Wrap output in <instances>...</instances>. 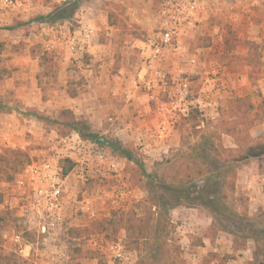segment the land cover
I'll list each match as a JSON object with an SVG mask.
<instances>
[{
  "label": "rangeland",
  "instance_id": "1",
  "mask_svg": "<svg viewBox=\"0 0 264 264\" xmlns=\"http://www.w3.org/2000/svg\"><path fill=\"white\" fill-rule=\"evenodd\" d=\"M68 1L69 0H39V5L43 4L46 6V12H42L44 8L40 7V11H37L35 15H29L28 19H25L26 17L24 19H15L14 17L11 23L0 21V68H5L8 72L2 80L0 94L3 98L4 110H7V108L11 109L9 112L4 111L0 112V114H11L14 116L15 120L21 124L24 120H27L29 122L26 121V124L30 127V130L27 132L29 136L17 132L15 133L17 138H7L9 141L14 140L16 142L15 146L10 145V142H7L6 138L3 139L4 130L1 129L0 154L6 149H13L26 152L30 156V160L41 157H52L59 162L61 158H65V156L73 153L71 152V150H73V139L75 138L73 133L60 136L57 127L53 125L50 120L41 121L35 116L27 114V111H25L28 107H35L44 114L55 116L59 109L70 105L69 101L72 97H70L67 92L68 88L75 89L78 92L77 95H79L89 88L86 78H92L96 74L95 70L89 71V69H92L94 66V55L90 53V49H83L74 53L67 48L65 43L66 38L79 30L82 22L87 21L81 18L80 15H77L81 4L87 0H79L81 3L71 18L55 21L59 23L68 22L66 23L67 25L62 28L59 40L54 46L50 49H46L44 46V41L49 38V29L47 25L43 23L44 21L41 17H46L52 12L56 5H64ZM147 1L151 12L155 15L160 0ZM101 5L103 7L107 5L108 10L112 8L113 19L116 20L117 23H122V26L124 25L127 27L124 20L116 15L118 8L115 5L109 4L104 0H101ZM0 11L3 12L4 10L0 8ZM91 25L94 26L96 30V25L93 23H91ZM8 30L15 32L8 35ZM99 42L100 40L96 32L92 39L91 46H93L94 43L99 44ZM256 44L261 45L262 43ZM223 55L220 58V62H225V56ZM41 56L47 58V61L43 65H41ZM28 59L29 63L40 66L39 70L32 73L30 78L31 80L35 79L37 85L42 89V99L46 104L44 108H39L34 105H25L16 97V88L7 87L5 85V80L8 79L14 70L9 68L6 62L10 60H12V62H14V60L21 62ZM259 61L261 63L260 70L254 71V69H252L253 66L248 64L246 59L243 60V63L250 65L251 71L249 73V78L256 84V89L249 93L254 103H258L264 96V57L259 59ZM46 65H52V71L49 75H43V70L46 68ZM182 116L183 115H177L174 117L176 119V125L179 124ZM220 118L210 120L203 132H217L219 130L217 123ZM180 130L183 132L186 141L183 147H180V143L171 146L167 152L161 153L160 151L161 155H157L156 158L149 157L147 161L143 159L144 155L142 152L137 148L135 149L137 156H139L145 164V172L131 161L111 152L107 148H103V150L125 159V161L121 159L119 171L112 172L105 168H100L89 172L88 175L85 173L86 178H83L78 167L75 168L74 165L66 174L68 175L66 180V193H70L68 205L69 207H73L76 201L87 198L89 200V207H91L95 214L89 217L86 215L83 216L80 213L72 214L70 221L73 223L70 225V228H83L88 226L94 220L109 216L112 210H128L135 208L138 214H141L144 207H149L150 203L147 200L149 193H152L155 197L162 195V191L156 189V183L160 182V179H162L161 175L167 170L165 164L169 163H166V159L173 161L180 159L184 163H189L191 158H194V156H191V158L187 156V154L192 152L187 146L197 144L200 141V137H198L199 134L194 136L188 124L183 126ZM252 133L253 135L260 134V137H257L258 135L255 136V150L258 151V153L248 156L241 167L245 169V166L250 165L256 160L258 163L257 167L255 169L251 166L248 168L250 169L248 173L254 178L256 174L264 175V116L253 128ZM103 134L110 137L109 133ZM215 142H218L217 137L215 138ZM219 142L224 146L233 145L231 137L226 134L220 136ZM262 148L263 151H261ZM179 151H184V154L178 157L174 156V154ZM25 165L19 172L14 174L11 180L4 179L0 181V215H5L7 217L6 223H3L2 227L0 226V255L5 256L13 253L20 264H40L41 258L45 256L44 249L47 248V244L45 245L41 237L36 235L34 231L36 228L34 218L31 214L23 215L24 213L20 211L19 205L14 199L17 189L15 181L24 171ZM150 172H153L157 177L156 182L152 181L148 176ZM235 192L237 198L228 201V205L231 207L233 206L236 214L243 219V222L252 224V228L257 226L259 228V221L264 215V197L262 201L256 203V205L251 203L248 196L245 194V187H242L240 183H236ZM167 195L168 197H175L176 193L167 192ZM155 212L157 214V219L161 221V225L155 224L157 229L154 230L153 228L154 231L151 232V235L145 240H142L136 248H132L129 245L127 246L122 230H120L113 239H106L102 234L98 233L79 238H71L67 234L69 228L66 229V233L62 236L59 246L63 248L70 264H98L97 259H101L104 264H134L135 262L131 263V260H137L138 258H144L150 264H221V262L215 259L211 261L207 260L211 258L209 255L212 252H216L220 257L226 254V248L222 245L226 234L230 233L233 235L235 233L238 240L243 239V235L238 232L236 233L232 226L222 223L220 219L214 217L211 212L199 205L180 204L168 212L167 210L164 211L163 207L160 206V208H155ZM244 212H246V216L243 215ZM213 222L216 224L215 227L209 229L207 226L209 223ZM29 227L31 231H28L27 228ZM11 231L22 233L29 241V255L26 257L22 254L23 252L20 253L18 251L16 245L11 243L9 239L3 237V232L10 234ZM25 232H29V236H26L24 234ZM217 234L223 237V243L220 246L219 244L216 246L217 251L209 249L210 243L214 244L213 241L215 242V240L206 242V244L201 246L205 249L203 252L202 249L193 248L191 246L196 238L200 239L206 236L215 237ZM111 241H120L124 246L126 256L124 260L115 258L112 252L109 251L108 243ZM159 243L163 246L159 247ZM263 243L264 239L260 240V244ZM176 246L178 249H176ZM212 246L215 247V245ZM246 246L249 247V254L244 260L238 259L237 256L231 253L235 256L233 257L234 259L230 261L226 260L224 264H263L264 261L262 260L261 253L264 250L260 249L251 238H248L244 247L239 249L245 248ZM261 260L262 262H260Z\"/></svg>",
  "mask_w": 264,
  "mask_h": 264
},
{
  "label": "crops",
  "instance_id": "2",
  "mask_svg": "<svg viewBox=\"0 0 264 264\" xmlns=\"http://www.w3.org/2000/svg\"><path fill=\"white\" fill-rule=\"evenodd\" d=\"M104 1L118 8L116 15L124 20L127 27L122 26V23H108V12L113 9L108 10L107 5L103 7L101 0H87L81 4L77 15L96 25L97 37L100 40L99 44L94 43L89 48L90 53L94 55V66L89 71L95 70L96 74L92 78H86L88 90L70 98V105L67 107L86 118L91 127L102 134L109 133L110 137L121 143L139 149L144 155L143 159L147 161L149 157L156 158L160 151L165 153L171 146L178 145L181 136L180 122L176 125V119L171 117L168 111H161L157 108V102L148 100L140 86V80L149 75L146 58L159 34L156 30V16L151 12L147 0ZM202 3L203 10L198 27L185 30L176 49L165 47L157 66L173 78L179 77L182 71L184 76L187 74L191 88L190 97L202 89L211 103L212 99H215L213 88H220L216 111L214 105L207 108V112L215 115L213 119H216L221 117L230 98L249 96V93L256 89V84L249 78L250 65L243 63V60L250 52L248 42H264V0H202ZM40 7L44 8L42 12L47 11L46 6L39 5V0H30L26 7L21 8L0 4V8L4 10L0 11V21L11 23L14 17L28 19L29 15L40 11ZM67 22H43L49 29L48 37L54 43L59 40L62 28ZM7 32L10 35L15 31ZM53 35L55 37H52ZM201 36L209 39L208 45L198 44V38ZM222 55L225 56V62H220ZM190 58H196V64L191 65ZM28 61L29 59L6 62V65L14 70L5 80V85L16 88V97L25 105L44 108L46 104L42 99V89L35 79L30 78L40 66ZM210 68L218 71L215 81L204 79L202 75L204 69ZM0 116V130H4L3 139L17 138V132L29 136L27 132L30 127L26 124L27 120L21 124L11 114ZM109 117L111 121H108ZM257 123L249 130L253 138L260 135L252 133ZM151 132L155 135L152 136ZM257 165L255 160L245 166L247 169L238 168L236 176V183L245 187V194L255 205L264 197V175L256 174L253 178L248 173V168L251 166L255 169ZM65 198L68 205L70 193H66ZM67 207L69 208V205ZM195 241L191 246L202 249V252L205 249L201 246L213 241L214 244L210 243L209 249L217 251L216 246L223 243V237L218 234L215 237H201L199 245L194 244ZM232 244L233 235L227 233L222 244L229 255L227 260L230 261L235 256L244 260L249 254V247L234 251ZM135 261L131 260V263Z\"/></svg>",
  "mask_w": 264,
  "mask_h": 264
},
{
  "label": "trees",
  "instance_id": "3",
  "mask_svg": "<svg viewBox=\"0 0 264 264\" xmlns=\"http://www.w3.org/2000/svg\"><path fill=\"white\" fill-rule=\"evenodd\" d=\"M80 3L79 0H69L64 5H56L52 12L46 17L42 16L41 19L45 22L52 23L60 19L71 18ZM108 23L118 24L113 19L112 11L108 12ZM198 44L208 45L209 39L201 36L198 38ZM248 45L250 52L246 57V62L253 66L252 69L254 71H258L260 70L261 64L259 59L264 57V42L261 45L248 42ZM40 58L42 59L41 65H43L47 61V58L44 56ZM43 71V75H49L52 71V65H46ZM7 74L8 72L5 68H0V86L2 85L4 76ZM67 92L72 98L78 94L75 89L68 88ZM4 109L3 98L0 94V112L11 111L10 108H7V110ZM25 111H27V114L35 116L41 121L50 120L57 127L60 136H66L71 133L77 134L80 138L91 141L97 147L107 148L111 152L131 161L138 168L144 170V172L146 170L145 164L137 156L135 152L136 148L133 145L123 144L116 138L102 134L92 128L86 118L82 115H77L69 107L59 109L55 116L44 114L35 107H28ZM263 116L264 96L258 103L252 102L249 96H235L228 100L226 108L222 111L221 118L217 123L219 130L217 132L205 133L203 130L207 127L210 120L205 121L198 110H190L185 116H182L180 127L182 128L188 124L194 136L199 134L200 141L197 144H193V146H187L192 151L187 156L190 158L194 156L189 163H184L180 159L176 161L166 159V163H169L165 164L166 172H169L161 175V183L158 182L160 184L156 183V189H160L162 195L155 197L152 193H149L147 200L150 205L149 207H144L141 214H138L135 208L112 210L109 216L94 220L88 226L83 228H69L67 232L68 236L71 238H79L98 233L102 234L106 239H113L122 230L127 246L136 248L142 240H145L151 235L152 231L157 229L155 224L161 225V221L157 219L155 212L156 207L160 208L161 206L164 211L167 210L168 212L180 204L199 205L211 212L214 217L220 219L222 223L232 226L236 233L238 232L243 235V239L238 240L233 232L232 249L234 251L244 247L248 238L253 239L259 248L264 250V243L260 244V240L264 239V215L259 221L260 227L252 228V224L243 222V219L236 214L233 206L231 207L227 203L237 198L235 195V187L238 168L245 163V159L248 156L258 153L255 150L256 138L251 136L249 130L256 122L261 121ZM202 124L203 126H201ZM222 134L230 136L234 146H224L219 142ZM216 137L218 142H215ZM185 143V137L183 132H181L180 147H183ZM261 151H263V148ZM181 154H184V151L176 152L174 156L178 157ZM29 161L30 156L26 152L6 149L0 154V181L4 179L11 180L14 174L19 172ZM59 164L62 169V174L66 175L72 169L75 162L65 157L60 159ZM148 176L152 181L156 182L157 177L153 172L148 173ZM167 192H174L176 196L168 197ZM243 215L246 216V212ZM6 218L5 215H0L1 227L3 223H6ZM215 225L213 222L208 228L212 229ZM24 234L29 236V232H25ZM200 243V239H197L194 244L199 245ZM158 245L159 247L163 246L160 243ZM176 249H178L177 246ZM209 256L211 258H208L207 261L215 259L221 262V264H224L229 257L228 254L220 257L215 252L210 253ZM261 256L264 261V251H262ZM97 263L104 264L101 259H97ZM0 264L20 263L15 257V254L11 253L5 256L0 255ZM134 264L150 263L144 258H138Z\"/></svg>",
  "mask_w": 264,
  "mask_h": 264
},
{
  "label": "built area",
  "instance_id": "4",
  "mask_svg": "<svg viewBox=\"0 0 264 264\" xmlns=\"http://www.w3.org/2000/svg\"><path fill=\"white\" fill-rule=\"evenodd\" d=\"M30 0H0L5 7H26ZM203 10L202 0H160L155 16L156 30L159 32L151 45L150 53L146 58V69L149 75L140 80L141 89L145 92L148 100L154 101L161 111H168L171 117L177 115L185 116L190 110H198L204 120H214L215 115L207 112V108L214 105L220 99L221 89L213 88V96L210 99L200 89L190 97V81L186 76L171 77L167 71L159 68L157 64L161 59L162 50L165 47L177 48L181 34L189 29H195L200 24V14ZM96 34L94 26L90 22H82L79 30L69 35L66 46L71 52L88 49ZM52 37H55L53 35ZM58 39V37H57ZM54 41L48 38L44 41L46 49L54 46ZM196 58H190L191 65L196 64ZM204 79L216 80L218 71L214 68L202 71ZM203 79V80H204ZM216 104H215V103ZM208 103H210L208 105ZM217 115V113H216ZM217 119V118H216ZM111 121V117L108 118ZM152 136L155 134L151 132ZM73 152L65 156L75 162V168L86 178L91 171L105 168L109 171H119L120 157L97 147L87 139H82L74 134ZM15 146L14 140L9 141ZM68 175L62 174V169L57 160L52 157H41L31 159L24 171L16 179L17 186L14 199L24 214H31L35 221V233L41 237L47 248L44 249L45 256L41 258L40 264H70L63 248L59 246L66 229L72 225L70 218L72 214L92 216L95 212L89 207V200L76 201L72 208H68L66 196V180ZM70 209V210H69ZM31 231V228H27ZM33 231V230H32ZM3 237L18 247V251L29 255L30 243L20 232L11 231L10 234L3 232ZM109 251L119 260L125 259V249L120 241H111Z\"/></svg>",
  "mask_w": 264,
  "mask_h": 264
}]
</instances>
